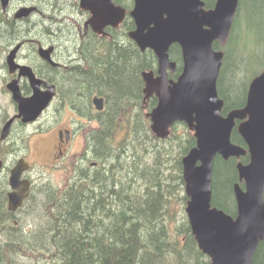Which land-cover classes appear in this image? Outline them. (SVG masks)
I'll return each mask as SVG.
<instances>
[{
	"label": "trees",
	"instance_id": "trees-1",
	"mask_svg": "<svg viewBox=\"0 0 264 264\" xmlns=\"http://www.w3.org/2000/svg\"><path fill=\"white\" fill-rule=\"evenodd\" d=\"M257 14L263 16L264 10L254 8L253 15ZM3 24L6 27L0 30V37L19 34L12 17ZM231 38L232 33L227 45ZM78 54L81 62L77 70L59 76L62 92L73 101L85 99L95 89L106 97L104 117L110 131L107 150L99 149L98 140L94 141L98 148L94 154L101 164L92 172L78 174L81 181L63 188L51 183L33 188L26 217L28 232L24 237L15 232L1 236L0 264H208L209 258L198 248L187 218H179L172 207L173 201L185 200L179 196L180 155L194 144V138L187 135L181 141H160L149 128L144 129L131 108L139 102L142 84L138 74L153 68L154 55L150 51L140 53L123 42L109 44L106 51L97 50L92 42ZM170 55L178 61L179 47H173ZM245 74L243 59L232 61V56L224 53L217 87L224 111L243 104ZM127 115L135 119L131 142L124 139L116 143L114 134L129 124L131 116ZM124 116L128 122L117 123L116 119ZM232 140L240 143L235 133ZM236 179L234 162L218 158L212 174L211 203L229 214L236 210L232 195ZM20 253L27 254V262ZM251 264H264V239Z\"/></svg>",
	"mask_w": 264,
	"mask_h": 264
},
{
	"label": "water",
	"instance_id": "water-1",
	"mask_svg": "<svg viewBox=\"0 0 264 264\" xmlns=\"http://www.w3.org/2000/svg\"><path fill=\"white\" fill-rule=\"evenodd\" d=\"M110 1V0H109ZM89 0H81V5ZM130 12L136 29L130 36L142 49L151 48L158 58L159 76L143 72L144 93L158 95V103L151 111V130L165 138L175 121H184L194 130L196 146L183 158L185 192L189 197L186 213L191 232L198 247L210 257L209 264H251L258 242L264 238V70L252 80L244 107L233 109L226 116L220 114L223 100L218 97L216 79L222 64L223 52L214 49L215 41L225 44L238 0H216L213 8L204 9L202 0H134ZM2 8L8 0H1ZM109 4V3H108ZM107 4V5H108ZM110 4L113 6L112 2ZM101 8L100 22L105 19L117 23L122 9L111 5ZM34 7H21L15 17L25 16ZM117 9V8H116ZM99 30L100 25L94 26ZM181 48L183 69L177 81L166 85L162 78L169 62L168 48L172 43ZM19 44L8 55L10 66ZM40 49V53L43 54ZM24 73L26 66H19ZM32 76V75H31ZM13 99L18 104V116L33 120L48 97L34 88L28 98L20 95L16 82L9 84ZM47 94V92H45ZM248 116L247 120L244 118ZM247 148L232 143L230 133L234 120ZM10 120L5 124L6 133ZM249 153V162L237 163L238 180L244 188L233 185L236 215L211 207V174L216 155L224 159ZM199 161V164H197ZM24 189L17 196L10 195V207L17 206L26 195Z\"/></svg>",
	"mask_w": 264,
	"mask_h": 264
},
{
	"label": "flooded vegetation",
	"instance_id": "flooded-vegetation-1",
	"mask_svg": "<svg viewBox=\"0 0 264 264\" xmlns=\"http://www.w3.org/2000/svg\"><path fill=\"white\" fill-rule=\"evenodd\" d=\"M24 1L26 5L30 4L28 0ZM113 1L120 5L127 2L125 6L127 16L118 29L109 27L110 25L105 26L106 33L103 35L95 32L85 23L99 17L101 8L105 7V0H89L88 7L84 11L78 8L79 0H37L34 15H28L17 21L12 20L14 25H21L29 23L30 19L37 14L41 32L37 31V36L23 35V30L24 34H28L29 28L21 30L18 27L20 34L14 35L16 37H0V237L14 232L24 237V234L28 232L26 217L29 196L36 184L35 179L29 174L30 155L35 157L44 152L43 160H47L48 165L56 164L57 169L64 172L66 178L71 175L72 179H77L76 181H81L79 180L81 175L78 174L83 171L92 172L91 170L99 167V159L94 152L101 147L107 150L110 133L104 117L107 107L106 97L95 89L91 90L83 100H70L62 92L63 86L60 85L59 76L62 72L69 73L77 70L75 67L81 62L78 52L88 44L92 45V42L97 50L104 51L109 44L119 45L123 42L128 46L133 45L141 53L139 45L128 37V32L135 27L134 20L129 14L133 0ZM203 1L205 8H212L215 3V0H208V5L205 0ZM68 8L72 10L71 25L65 22ZM75 11L80 14V18L76 17ZM8 19L9 14L3 12L0 21L4 22ZM48 20L50 25H54L49 27L45 25V29L42 25ZM59 36L63 40L59 39ZM17 43H20V47L16 52L15 62L31 68L37 80L34 83L39 92L51 90L52 93L36 119L30 122H23L16 116L17 103L12 99V93L8 89V84L17 80L22 97H30L34 92L28 74L19 75L18 68L11 71L7 63L8 52ZM40 47L51 48L49 55L54 64L40 56L38 51ZM171 60L174 59L171 58ZM174 61L176 62L175 70L168 71V80H176L181 71V68L179 71L182 65L181 55L178 61ZM84 63L87 66V60ZM138 75L142 84L140 101L144 82L140 73ZM251 81L250 78L245 85V95ZM154 102L156 103V97L152 96L151 103ZM245 103L246 99L241 106ZM98 105L101 108H98ZM9 118H12V123L7 135L2 138L1 130ZM98 133H100L99 136ZM234 133L238 135L240 144L243 145L244 141L236 128ZM95 140H98L100 144L98 148L94 144ZM228 159L234 163L238 160L235 157ZM13 172L19 185L22 186L23 182L30 181L31 186L28 197L24 198L15 209H9V193L14 191L11 184ZM36 179L39 178L36 177Z\"/></svg>",
	"mask_w": 264,
	"mask_h": 264
},
{
	"label": "rangeland",
	"instance_id": "rangeland-1",
	"mask_svg": "<svg viewBox=\"0 0 264 264\" xmlns=\"http://www.w3.org/2000/svg\"><path fill=\"white\" fill-rule=\"evenodd\" d=\"M22 1L24 0H13L12 9L10 8V11L14 12V10L19 6V4L22 3ZM256 7H261V9L264 10V0H241L239 11L232 27L231 41L224 49V53H227L229 57L232 56V61L239 60L240 58L243 59V69L246 73L242 79L244 85L249 81L252 75L264 68V23L261 22V20L264 19V15L262 16L260 14H257L254 16L253 9ZM248 8H250V13ZM46 9H48V7H46ZM75 14L77 18H80V14L77 11H75ZM66 15L67 19L65 20V22L71 25L70 17L72 15V10L68 8ZM39 21L40 20L38 19V17L34 16L30 19L29 23H22L20 25L21 29H25L26 27L29 28V33L24 34L23 30V35L37 36V31L41 32ZM3 23L4 22L0 21V30L6 27V25ZM45 25L49 27L53 26L54 24L50 25L48 20L45 21V23L42 25V27L46 29ZM60 36L59 39H62ZM245 88V86H242L243 90H245ZM175 131L179 134H182L183 132L184 134H186L185 130H183V127L181 126H177V129ZM159 143L162 144V142ZM172 155L175 158L177 152H172ZM41 159L42 157L41 155H39L37 158H35V160H33L32 163L33 177H35L36 175L41 177L40 180L37 181V183L39 181L40 183L49 182L54 187L62 186L63 175L60 174V172L53 166H43V160ZM172 207L177 210V215L179 218L184 217L185 202L177 200L173 201ZM20 255L24 259V263L28 261V257L25 256V254Z\"/></svg>",
	"mask_w": 264,
	"mask_h": 264
},
{
	"label": "bare ground",
	"instance_id": "bare-ground-1",
	"mask_svg": "<svg viewBox=\"0 0 264 264\" xmlns=\"http://www.w3.org/2000/svg\"><path fill=\"white\" fill-rule=\"evenodd\" d=\"M19 235H20V234H19ZM26 236H27V235H26ZM4 238H5V237H4ZM2 241H3V240H2ZM17 241H18V240H17ZM26 241H27V240H26ZM26 241H25V242H26ZM31 242H32V241H31ZM3 243H4V242H3ZM18 243H19V242H18ZM13 244H15V243H13ZM13 244H10V245H13ZM22 244H23V243H22ZM15 245H16V244H15ZM15 245H14V246H15ZM18 245H19V244H17V246H18ZM17 246H15V248H16ZM25 249H26V248H25ZM14 250H15V249H14ZM9 253H10V252H9ZM10 254H11V253H10ZM20 254H21V253H20ZM20 256H21V255H20Z\"/></svg>",
	"mask_w": 264,
	"mask_h": 264
}]
</instances>
